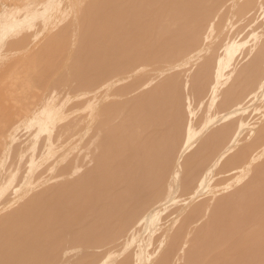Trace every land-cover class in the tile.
I'll use <instances>...</instances> for the list:
<instances>
[{
	"label": "bare ground",
	"instance_id": "obj_1",
	"mask_svg": "<svg viewBox=\"0 0 264 264\" xmlns=\"http://www.w3.org/2000/svg\"><path fill=\"white\" fill-rule=\"evenodd\" d=\"M0 264H264V0H0Z\"/></svg>",
	"mask_w": 264,
	"mask_h": 264
},
{
	"label": "rangeland",
	"instance_id": "obj_2",
	"mask_svg": "<svg viewBox=\"0 0 264 264\" xmlns=\"http://www.w3.org/2000/svg\"><path fill=\"white\" fill-rule=\"evenodd\" d=\"M249 31H250V30H249ZM249 31H248V32H249ZM235 33H236V32H235ZM245 33H246V31H245ZM245 35H246V34H245ZM249 39H250V38H249ZM251 43H253V41H251ZM23 92H24V91H22V93H21L22 97H23V95L27 94L26 91H25L24 93H23ZM21 95H20V96H21ZM252 116H253V115H252ZM252 116H251V117H252ZM259 117H260V115H255V117L253 116V120H252V122L255 121L254 119H256V118L258 119ZM257 119H256V121H257ZM23 134H25V131L21 132L20 135L23 136ZM23 170H24V169H23ZM238 187H239V186H238ZM234 189H235V188H234ZM234 189H233V190H234ZM236 189H237V188H236ZM222 192H224V191H222ZM222 192H220V193H222ZM228 192H229V191H228ZM228 192H226V193H228ZM231 192H232V191H231ZM220 193H219L218 197L220 196ZM226 193H225V195H226ZM229 193H230V192H229ZM222 194H224V193H222ZM222 194H221V195H222ZM5 195H8V191L5 193ZM227 195H229V194H227ZM227 195H226V196H227ZM223 198H224V197H223ZM218 199H219V198H218ZM220 199H222V197H221ZM249 247H250V250H251V251L254 250V248H255V250L257 251V248H256L255 245H250ZM249 247H247V249H248ZM247 249H246V250H247ZM246 250H245V251H246ZM248 250H249V249H248ZM250 250H249V251H250ZM243 251H244V250H243ZM243 251L241 250L240 253H241V254L245 253V251H244V252H243ZM242 252H243V253H242ZM238 253H239V252H238ZM240 253H239V254H240ZM248 253H249V252H247L246 254H248ZM250 253H251L250 255H252V253L254 254L255 251H254V252L252 251V252H250ZM246 254H245V255H246Z\"/></svg>",
	"mask_w": 264,
	"mask_h": 264
}]
</instances>
